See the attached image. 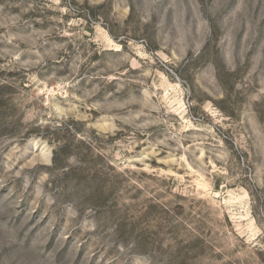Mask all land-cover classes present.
Wrapping results in <instances>:
<instances>
[{
  "label": "rangeland",
  "instance_id": "374dc122",
  "mask_svg": "<svg viewBox=\"0 0 264 264\" xmlns=\"http://www.w3.org/2000/svg\"><path fill=\"white\" fill-rule=\"evenodd\" d=\"M0 264H264V0H0Z\"/></svg>",
  "mask_w": 264,
  "mask_h": 264
}]
</instances>
